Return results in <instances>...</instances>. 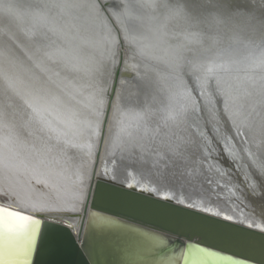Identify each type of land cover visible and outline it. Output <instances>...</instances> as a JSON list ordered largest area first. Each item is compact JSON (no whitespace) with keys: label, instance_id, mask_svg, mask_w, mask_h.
Segmentation results:
<instances>
[{"label":"water","instance_id":"obj_1","mask_svg":"<svg viewBox=\"0 0 264 264\" xmlns=\"http://www.w3.org/2000/svg\"><path fill=\"white\" fill-rule=\"evenodd\" d=\"M88 2L0 0V144L18 163L87 188L76 231L0 201L38 222L0 228V264H264V33L172 11L201 0H99L101 19L54 6ZM239 2L262 11V0ZM15 142L22 147L11 151ZM177 145L181 157L169 151ZM61 157L79 170L64 174L54 166Z\"/></svg>","mask_w":264,"mask_h":264},{"label":"bare ground","instance_id":"obj_2","mask_svg":"<svg viewBox=\"0 0 264 264\" xmlns=\"http://www.w3.org/2000/svg\"><path fill=\"white\" fill-rule=\"evenodd\" d=\"M123 57H126L125 50H123ZM111 119L112 115L109 117V122H107L104 140L99 151L95 171L97 175L101 171L100 169L103 167L105 147L111 128ZM5 145L6 144H0V180L4 175L10 176L12 180L10 181L11 183L9 185L7 183H1L0 201H14L15 203L20 202L22 203L21 205L34 209L40 214H44L46 216L48 215V217L54 219V221H59L60 223L64 222L68 227L76 231L87 190L86 183L79 185L78 182L80 181L76 177L75 179L72 178L70 182H64V179L55 176L51 177L50 171L48 172L47 169L41 168V165H34L27 160H24L25 163L20 164L18 163V160L12 159L8 155V151L6 148H4ZM19 146L22 147L19 143L15 142L11 147V151H15L16 147L19 148ZM5 147L8 148L9 146L6 145ZM32 148L33 150L35 149L36 152H40V148L37 146H32ZM63 160L64 158L61 157L58 159V161H54V166L60 167L64 174L67 173L69 175L68 169H72L74 166L69 168V166L66 165L67 163H62ZM93 162L94 155H92V153H88L85 162L80 165V170L84 172L83 177L85 179L87 177V173L92 167ZM75 168L79 170L78 167ZM22 187H25V190L27 191L22 193L24 202L20 201V198H18V195H16L19 194V190ZM5 193H7V195H5ZM62 210L64 211L62 212L63 214H59L57 212H61ZM0 228L5 230L8 234L22 232L19 230L10 231L9 227L5 224H0ZM243 246L251 253L256 251L259 252L255 246ZM260 247H264V243H262Z\"/></svg>","mask_w":264,"mask_h":264},{"label":"snow or ice","instance_id":"obj_3","mask_svg":"<svg viewBox=\"0 0 264 264\" xmlns=\"http://www.w3.org/2000/svg\"><path fill=\"white\" fill-rule=\"evenodd\" d=\"M54 6H60V7H87L89 11L93 14L94 19H101L99 13L104 11V8L107 6H102L99 3V0H89V2L86 5H80V4H73V5H54ZM143 6L145 7H151L152 5L149 3H145ZM262 11L259 15H257L256 6L253 3H240L239 0H225L224 3H206L204 0H201V3L199 4H191L189 5L187 2L184 3H178L175 5V7L172 9L173 13L176 15L181 16L186 21H200L201 18L207 19L211 18L214 22L220 24L226 22V20H233L237 21L243 24V26L247 29H250L252 31H261L264 33V0H262V3L260 5ZM6 10L11 11V5L6 6ZM121 14L116 13L117 18H119ZM102 21H109L108 16H104L102 18ZM113 46H116L118 44V39H113L111 41ZM141 54L143 55V49H141ZM61 55L63 53L61 52ZM110 59L112 60V64L115 67L118 65L119 61L116 59V52L111 51L109 53ZM72 59L74 58H68V67L70 70H75L76 65L72 63ZM260 64L264 65V54H262V57L260 59ZM212 69L209 67L207 69V73H211ZM109 75H111V72H109ZM208 79L207 74L203 76V81L206 82ZM177 88L179 89H186V85H184L183 81H180L177 85ZM199 86V85H197ZM190 95V93H187ZM103 99H99L96 102V115L99 116L100 110L103 108ZM102 135V132H101ZM169 151L176 157H181L183 155L182 152L179 151V145L172 147L169 149ZM264 168V165L261 166ZM259 171V170H257ZM249 188L252 191H255L256 185L255 184H249ZM7 195V193H5ZM225 220H229L230 217L225 216ZM37 221L33 220L31 216L29 215H23L18 211H9L5 208H0V224H5L9 227L10 231H33L35 229V226L37 225ZM261 231H264V228L260 229Z\"/></svg>","mask_w":264,"mask_h":264},{"label":"rangeland","instance_id":"obj_4","mask_svg":"<svg viewBox=\"0 0 264 264\" xmlns=\"http://www.w3.org/2000/svg\"><path fill=\"white\" fill-rule=\"evenodd\" d=\"M31 141H32V143H34L35 141L34 140H32V139H30ZM81 182H79V184H80ZM67 218H68V216H67Z\"/></svg>","mask_w":264,"mask_h":264}]
</instances>
